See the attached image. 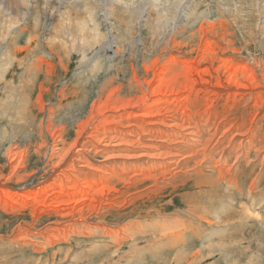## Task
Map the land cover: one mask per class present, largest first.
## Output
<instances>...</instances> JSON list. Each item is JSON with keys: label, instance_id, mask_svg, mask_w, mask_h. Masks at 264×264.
Wrapping results in <instances>:
<instances>
[{"label": "rangeland", "instance_id": "rangeland-1", "mask_svg": "<svg viewBox=\"0 0 264 264\" xmlns=\"http://www.w3.org/2000/svg\"><path fill=\"white\" fill-rule=\"evenodd\" d=\"M0 264H264V0H0Z\"/></svg>", "mask_w": 264, "mask_h": 264}, {"label": "bare ground", "instance_id": "bare-ground-1", "mask_svg": "<svg viewBox=\"0 0 264 264\" xmlns=\"http://www.w3.org/2000/svg\"><path fill=\"white\" fill-rule=\"evenodd\" d=\"M120 1V0H119ZM28 39V38H27ZM110 43V42H109ZM109 43H108V45H109ZM106 46H107V44H106ZM119 51V50H118ZM161 69H163V68H161ZM169 70H170V68H168ZM146 70V69H145ZM164 70V69H163ZM162 70V71H163ZM172 70V69H171ZM166 71H167V69H166ZM157 73H158V71H156L155 72V74H154V76H156L155 78H157ZM160 73V72H159ZM171 73V72H170ZM47 74H48V72H47ZM159 75V74H158ZM160 75H161V73H160ZM166 75H164V77H165ZM171 76V75H170ZM170 76H167V78L168 77H170ZM175 76V75H174ZM177 76H175V78H176ZM155 78L153 77V79H151V80H149V82H148V84H150V83H152L154 80H155ZM161 78V77H160ZM174 78V79H175ZM169 80H171V79H169ZM173 80V79H172ZM164 81V80H163ZM154 82H156V81H154ZM167 82V81H166ZM169 82V81H168ZM170 83V82H169ZM160 85H163V82H162V80H160L159 81V86ZM256 85V84H255ZM147 86V85H146ZM145 87V86H144ZM230 87V86H229ZM120 88V87H119ZM103 89H104V87H103ZM161 89V88H160ZM230 89V88H229ZM250 89V88H249ZM149 90H151L150 88H147V87H145L144 88V90H143V92H142V97L138 100V101H136L135 100V102H132V101H126L125 103L124 102H122V103H120L119 102V99H118V102H119V104H120V106L119 107H114V109H118V110H123V109H125V111L127 110V112H128V110L129 109H135L137 106H139L140 104H144V103H147V100L149 99V100H151V98H152V96L154 95L155 96V94H157L158 95V93H157V91L155 92V91H149ZM156 90V89H155ZM115 91H116V89H115ZM164 91V90H163ZM114 92V91H113ZM169 92V91H168ZM159 93H161V92H159ZM170 93V92H169ZM113 94V93H112ZM117 94V93H116ZM171 95V94H170ZM114 96H115V94H114ZM110 98V97H109ZM108 98V99H109ZM117 98V97H116ZM111 99V98H110ZM112 99H114L113 97H112ZM111 99V100H112ZM213 99V98H212ZM108 101V100H107ZM174 102V101H173ZM181 103V102H180ZM103 104V102L101 103V105ZM108 104V103H107ZM122 104V105H121ZM97 106H99V105H97ZM105 105H103V110H102V108H101V110L102 111H106V110H108V108L107 107H104ZM114 106H116V105H114ZM102 107V106H101ZM96 109V111H97V108H95ZM100 109V108H99ZM113 109V108H112ZM175 109V108H174ZM100 110V111H101ZM111 110V109H110ZM95 111V110H94ZM95 111V112H96ZM99 111V110H98ZM100 111H99V113L98 114H100ZM101 111V112H102ZM125 111H123V112H125ZM103 112V113H104ZM110 112H112L113 113V111L111 110ZM119 112V111H118ZM118 112H116V113H118ZM129 112H130V110H129ZM171 112H172V110H171ZM131 113V112H130ZM182 113V112H181ZM98 114H94L93 112H92V114L90 115V117L83 123V125H87L88 127L90 126V125H92V124H94L95 123V121H96V115H98ZM107 114V113H106ZM109 114V113H108ZM122 114V113H121ZM103 115V114H102ZM127 115H129V113L127 114ZM142 116H143V114H141ZM150 115V114H149ZM155 115V114H154ZM166 115V114H165ZM164 115V116H165ZM168 115V114H167ZM182 115V118H181V120H182V123L181 124H178V125H176L177 127H179V129H181L182 131H184V132H182V134L184 135V137L182 138L184 141H180V142H182L184 145H187L188 143H189V141L187 140L186 141V139H190V137L189 136H193V138H191L192 139V141H194L195 143H197V141L199 140V138H200V135L199 134H201L200 132L202 131V130H200V128H196L195 129V126L193 127L192 125H190L189 124V122H190V120L188 119V115L186 116L184 113H182L181 114ZM100 116V115H99ZM132 116V115H131ZM101 117V116H100ZM129 117V116H128ZM127 117V118H128ZM170 117V116H169ZM174 117V116H173ZM181 117V116H180ZM98 118V117H97ZM130 118H132V117H130ZM163 118V117H162ZM175 119V118H174ZM135 120H136V118H135ZM178 120V119H177ZM188 120H189V122H188ZM154 121H156V120H154ZM180 121V120H179ZM253 121V120H252ZM151 123V122H150ZM159 123V122H158ZM164 123V122H163ZM162 123V124H163ZM173 123V122H172ZM82 125V126H83ZM164 125H167V124H164ZM84 126V127H85ZM93 126V125H92ZM155 126H157V125H155ZM175 125L173 126V127H176ZM168 127V126H167ZM82 128V127H81ZM86 128V127H85ZM134 128V127H133ZM169 128V127H168ZM83 129V128H82ZM142 129V128H141ZM151 129H153V128H151ZM158 129H160V128H158ZM172 129H174V128H172ZM134 130H136V129H134ZM164 130V128L162 127V131ZM166 130V129H165ZM178 130V129H177ZM206 130V129H205ZM127 131V130H126ZM130 131V130H129ZM175 131V130H174ZM179 131V130H178ZM150 132V131H149ZM148 132V133H149ZM156 132V131H155ZM175 133V132H174ZM135 135V134H134ZM179 135V134H178ZM133 136V135H132ZM144 136H146V135H144ZM180 136V135H179ZM88 137V136H87ZM181 137V136H180ZM179 137V138H180ZM194 137H196V138H194ZM136 138V137H135ZM143 138V137H142ZM234 138V137H233ZM103 139V138H102ZM181 139V140H182ZM223 139V138H222ZM137 140V139H136ZM143 140V139H142ZM99 141V140H98ZM97 141V142H98ZM128 141V140H127ZM140 142V141H139ZM179 142V141H178ZM179 142V143H180ZM128 143V142H127ZM101 144V143H100ZM181 144V143H180ZM208 144V143H207ZM231 144V143H230ZM245 144V143H244ZM76 144H74V146H75ZM102 145V144H101ZM125 145V144H124ZM248 145V144H247ZM100 146V145H99ZM108 146V145H107ZM136 146V145H135ZM142 146V145H141ZM147 146V145H146ZM215 146V145H214ZM240 146V145H239ZM129 147H131V145L129 146ZM132 147H134V145L132 146ZM148 147V146H147ZM151 147V146H150ZM149 147V148H150ZM181 147V146H180ZM244 147V146H243ZM74 148V147H73ZM146 148V147H145ZM154 148V147H153ZM176 148V147H175ZM128 150V149H127ZM179 150V149H178ZM203 151V150H202ZM73 152V151H72ZM72 152H70V153H72ZM98 152H100V149H99V151ZM200 152V151H199ZM198 152V153H199ZM67 155V154H66ZM71 156V155H70ZM143 156V155H142ZM141 156V157H142ZM138 157V156H137ZM170 157H171V154H170ZM205 158H206V156H204ZM226 157V156H225ZM242 157V156H241ZM88 159V158H87ZM68 160V159H67ZM87 162V161H86ZM85 165V164H84ZM89 165V164H88ZM87 165V167H90V166H88ZM86 167V168H87ZM81 168V167H80ZM91 169H92V167H90ZM94 168V167H93ZM229 168H230V166H229ZM95 170V169H94ZM58 173V172H57ZM234 173V172H233ZM84 187V186H83ZM250 193V192H249ZM227 194V193H226ZM22 198V197H21ZM253 199V198H252ZM68 200V199H67ZM255 200V199H254ZM253 201V200H252ZM78 203V202H77ZM259 215V214H258ZM260 216V215H259ZM259 216H258V218H259ZM261 218V217H260ZM174 226V225H173ZM174 228V227H173ZM180 229V228H179ZM181 230V229H180ZM183 230V229H182ZM174 232V231H173ZM178 233V232H177ZM170 235V234H169ZM178 235V234H177ZM172 236V235H171Z\"/></svg>", "mask_w": 264, "mask_h": 264}]
</instances>
